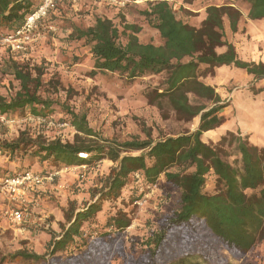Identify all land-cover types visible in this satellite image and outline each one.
I'll return each instance as SVG.
<instances>
[{
  "label": "trees",
  "instance_id": "trees-1",
  "mask_svg": "<svg viewBox=\"0 0 264 264\" xmlns=\"http://www.w3.org/2000/svg\"><path fill=\"white\" fill-rule=\"evenodd\" d=\"M236 2L249 5V19H264V0H233L223 6L207 7L201 26L194 27L178 19L169 2L161 0L149 4L142 15L160 34L162 45L142 43L137 36L139 27L125 24L121 31L108 18L97 17L88 27L70 26L69 39L83 42L92 55L89 76L115 74L134 82L163 74L164 80L148 91L146 98L159 108L166 101L179 121L190 122L199 117L198 128L192 133L158 141L137 139L121 143L102 139L90 127L86 114L39 95L41 73L34 75L35 68L13 59L12 74L19 82V90L10 100L0 97V118L24 111L34 119L67 124L75 129L76 135L73 142L32 139L24 134L12 142L0 139V156L23 158L22 172L2 171L0 176L14 177L33 170L37 163L81 167L109 159L115 164L91 202L80 209L71 205L65 212L66 224L51 238L45 255L20 252L11 257L13 260L37 264H108L115 245L112 235L103 231L88 241L83 226L95 223L110 202L103 228L127 230L132 223L129 213L123 209L112 213L111 207L117 200H125L123 191L132 182L138 184L136 175L143 185L151 188L164 176L167 183L181 191L180 208L162 217L160 228L143 255L129 258L125 264H167L179 257L195 255L214 262L220 259L222 250L234 258H242L264 240V148L234 132H228L215 146L202 140L204 133L224 124L221 112L229 106L213 86L203 82L204 78L214 77L219 67L234 66L252 75L254 82L264 81V63L241 60L234 45L226 40L225 20L236 33L242 18ZM37 8L33 0H0V33L16 32ZM221 48L226 51L220 53ZM263 91L252 89L255 95ZM190 96L197 103H191ZM57 113L65 117L55 119ZM225 145L235 146L241 167H234L226 159ZM35 172L46 176L51 171ZM210 179L215 183L213 193L206 192ZM132 188L130 197L136 202L140 198L133 195L135 187ZM96 230L89 229L93 234ZM75 250L77 253H73ZM67 251L71 252L68 256H58Z\"/></svg>",
  "mask_w": 264,
  "mask_h": 264
},
{
  "label": "rangeland",
  "instance_id": "rangeland-1",
  "mask_svg": "<svg viewBox=\"0 0 264 264\" xmlns=\"http://www.w3.org/2000/svg\"><path fill=\"white\" fill-rule=\"evenodd\" d=\"M33 1L39 6L43 0ZM155 1L161 0L130 2L56 0L55 8L38 24V40L27 51L12 52L0 42V97L10 100L19 90V82L12 74L14 59L18 64L35 68L34 75L41 73L39 95L58 104L65 103L77 113L86 114L90 127L102 139L121 143L137 139L158 141L169 136L194 132L200 123L199 117L190 122L179 121L166 101L163 102V107L159 108L151 105L146 98V93L164 80L163 74L151 75L134 82L115 74H98L91 77L89 73L92 70L93 58L89 49L83 42L69 39L72 24L88 27L94 24L97 17H102L111 19L121 31L125 24L136 25L140 28L137 34L140 42L162 45L160 34L150 27L142 15V11ZM166 1L172 6L178 19L194 27L201 26L206 17L207 7L223 6L233 2V0ZM235 6L242 15L250 8L243 2H236ZM251 21H253L251 26L253 24L260 26L254 27L253 30L256 34H261L264 19ZM248 23L247 21L246 24ZM224 24L226 39L248 34L246 26L242 31L238 29V32L233 33L229 21L225 20ZM122 41L126 42V39L123 38ZM236 70V73L248 75L243 69ZM205 79L209 78L203 80ZM252 89L264 90V81L254 82L253 78L247 84L231 82L222 87V99L229 104L221 112L225 122L218 129L203 135L202 140L205 143L215 146L228 132H234L247 137L253 145L264 148V91L255 95ZM190 101L193 104L197 103L193 96H190ZM55 106L60 109L58 105ZM61 117L64 118L65 115L62 113L55 115V119ZM30 118L28 113L20 111L6 117L5 122L0 120V139L12 142L24 134L32 139L39 137L49 141H74L76 131L71 126ZM223 149L226 151V159L234 167H241V159L235 146L225 145ZM0 157H4L6 162L8 159L9 162L7 167L5 164L0 167V175L2 171L5 174L23 171L21 156ZM113 167L115 164L109 159L88 165L85 170L80 167H54L51 163L35 164L33 171H51L50 173L56 175L53 180L45 181L40 187L21 191L18 202L10 200L6 195L0 197L5 201L4 223L0 225V264H37L35 261L22 262L11 257L20 252L45 255L51 238L66 224L65 212L71 205L80 209L91 202L94 195L103 187ZM132 183L123 191L125 200H117L113 205L110 204L112 213L118 209L129 213L132 223L127 230L122 232L112 227L103 228L102 224L106 223L109 215L110 202L106 203L95 223L89 222L83 226L84 237L88 241L95 239L103 231L112 235L111 239L115 241V245L108 264H125L129 258H140L153 234L159 230L162 217L180 208L181 191L167 183L164 176L160 177L157 185L152 188L143 185L139 179L138 184ZM43 187L49 188L43 190ZM132 187H135V190H132L133 195L140 198L136 202L130 197ZM214 190V180L210 179L206 185V192L213 193ZM16 208L25 211L27 220L24 224H14L8 220L6 212ZM59 219L60 221L53 226ZM89 229H97L95 232L98 234L90 233ZM70 253L67 251L58 256L66 257ZM73 253H77V250ZM167 264H264V240L242 258H234L227 250H222L218 261H206L195 255L179 257Z\"/></svg>",
  "mask_w": 264,
  "mask_h": 264
},
{
  "label": "built area",
  "instance_id": "built-area-1",
  "mask_svg": "<svg viewBox=\"0 0 264 264\" xmlns=\"http://www.w3.org/2000/svg\"><path fill=\"white\" fill-rule=\"evenodd\" d=\"M108 2H114L116 0H105ZM56 0H43L37 10L29 16L24 24L16 32L3 35L0 33V42L9 48L12 52H25L38 40L37 29L40 21L44 20L49 12L55 8ZM2 122L6 121V117H1ZM30 120H33L30 118ZM39 121L45 122L44 120ZM52 123V122H51ZM66 124H63L65 126ZM86 165L80 168L86 169ZM56 173H50L43 176L33 170L25 171L14 177H2L0 176V197L6 195L12 201H19L21 197V191L27 190L33 187H40L45 181L53 180ZM136 178L140 180V176L136 175ZM6 216L9 221L14 224H24L27 220L25 211L16 208L6 212Z\"/></svg>",
  "mask_w": 264,
  "mask_h": 264
},
{
  "label": "crops",
  "instance_id": "crops-1",
  "mask_svg": "<svg viewBox=\"0 0 264 264\" xmlns=\"http://www.w3.org/2000/svg\"><path fill=\"white\" fill-rule=\"evenodd\" d=\"M248 14H249V8L243 12L241 22L239 23V26H238V29H240L241 31H242L243 27L246 26L248 34L246 36L237 35V36H234V38H227L226 40L229 43H232L234 45L239 58H241L242 60H245L248 62H254V63H264V27L261 26L262 27L261 34H259V35L256 34V31H254L253 29L259 28L260 26H255V24H253L251 26V23L253 21L248 19L249 18ZM247 21L249 22L248 24H246ZM225 28H226V26H225ZM249 36H251L250 39L248 38ZM221 50H223V52L226 51L225 48H221V49H219L220 53H222ZM236 72H237V70L234 66H222V67H219L215 70V76L214 77H210L209 79H205L203 81L206 84L213 86L216 89V91L220 94V96L222 97L223 95L221 93V89L226 84H229L231 82L232 83L247 84V83L251 82L253 79V76L249 75L248 73H246L248 75L245 76V75L241 74L240 72H238V73H236ZM238 74H239V76H237ZM210 132L211 131L206 132V133H210ZM206 133H204V134H206ZM7 162H8V159H7ZM7 162L4 161V157H0V167L3 166V164H5L4 165L5 167H7ZM49 187H46V188H49ZM46 188L43 187V190L44 189L47 190ZM50 188H52V186ZM38 190H41V189H38ZM4 206H5V201L0 198V221H1L0 225H2V223H4V221H3V219H4V217H3ZM41 219H43V217H41ZM59 221H60V219L57 220V222H54L53 226H55Z\"/></svg>",
  "mask_w": 264,
  "mask_h": 264
}]
</instances>
